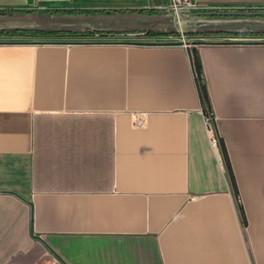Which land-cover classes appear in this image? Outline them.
Here are the masks:
<instances>
[{"label": "crops", "instance_id": "crops-1", "mask_svg": "<svg viewBox=\"0 0 264 264\" xmlns=\"http://www.w3.org/2000/svg\"><path fill=\"white\" fill-rule=\"evenodd\" d=\"M170 3L0 0V264H264V21Z\"/></svg>", "mask_w": 264, "mask_h": 264}, {"label": "built area", "instance_id": "built-area-1", "mask_svg": "<svg viewBox=\"0 0 264 264\" xmlns=\"http://www.w3.org/2000/svg\"><path fill=\"white\" fill-rule=\"evenodd\" d=\"M169 10L176 13L177 15H190L194 12H254V11H264V6H253L247 4L240 5H210L205 3H200L197 0H171L169 5ZM182 41L188 43L185 40V35H182ZM144 119L138 116L134 124L137 127H142L144 125ZM206 125L208 131L211 135L212 143L217 146L219 144V139L215 134L214 128V116L211 112L206 114Z\"/></svg>", "mask_w": 264, "mask_h": 264}, {"label": "rangeland", "instance_id": "rangeland-1", "mask_svg": "<svg viewBox=\"0 0 264 264\" xmlns=\"http://www.w3.org/2000/svg\"><path fill=\"white\" fill-rule=\"evenodd\" d=\"M252 21H264V16H257L250 18ZM255 23V22H253ZM251 31L248 32H234V31H226L227 35H220L221 38L217 41L220 42H234V43H243V42H262L264 43V27L256 26L252 27ZM188 36V35H187ZM185 40L189 44H193V41H207L205 37H199V36H191L186 37Z\"/></svg>", "mask_w": 264, "mask_h": 264}, {"label": "trees", "instance_id": "trees-1", "mask_svg": "<svg viewBox=\"0 0 264 264\" xmlns=\"http://www.w3.org/2000/svg\"><path fill=\"white\" fill-rule=\"evenodd\" d=\"M193 59H194V65H195V69H196V78H197L198 85H199V88L201 91V95H202V98L204 100V103L206 105H208L209 99H208L206 84H205V81L203 78L202 64H201V61H200L197 53H194Z\"/></svg>", "mask_w": 264, "mask_h": 264}, {"label": "water", "instance_id": "water-1", "mask_svg": "<svg viewBox=\"0 0 264 264\" xmlns=\"http://www.w3.org/2000/svg\"><path fill=\"white\" fill-rule=\"evenodd\" d=\"M214 15L219 16H250V17H257V16H264V11H254V12H213ZM207 41H193V44H201L206 43ZM243 43H252V42H243Z\"/></svg>", "mask_w": 264, "mask_h": 264}]
</instances>
